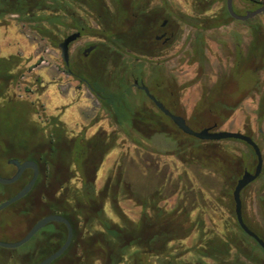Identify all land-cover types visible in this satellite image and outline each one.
I'll list each match as a JSON object with an SVG mask.
<instances>
[{
  "label": "rangeland",
  "instance_id": "374dc122",
  "mask_svg": "<svg viewBox=\"0 0 264 264\" xmlns=\"http://www.w3.org/2000/svg\"><path fill=\"white\" fill-rule=\"evenodd\" d=\"M259 1L264 3V0ZM161 2L162 0H153V5H159ZM167 2L176 11L193 14L192 0H167ZM222 5L223 3H216L210 14H217ZM234 8L240 15L256 9L244 3L243 0H234ZM210 25L211 23L208 26ZM255 29L260 30L259 34L254 33ZM180 30H182L181 33ZM262 31H264V14L247 22L232 21L220 28L209 30L208 63L201 66L190 57L193 28L175 27L174 32L179 36L177 41L161 49L153 57H140L138 60L144 71L143 81L150 86L153 76L163 77L165 85L169 87L172 94L171 100L166 101L162 91L150 86L153 90L152 94L172 114L178 113V116L184 117L192 130L199 132L214 127L213 123L221 122L216 130L239 132L250 136L260 146L264 157V120L259 123L257 114L259 95L251 93L257 72L261 81L264 82V54L262 49H256L258 43L262 46L264 40ZM73 33L75 32L71 31L68 35ZM66 37L61 38L60 43ZM97 42L96 38L83 36L72 44L70 62L82 65V72L78 74H91L89 70L92 68L104 69L105 66L99 63L98 58L88 57L94 49V46L90 45ZM237 46L240 47L243 56L236 51ZM250 47L252 48L248 53ZM85 51L86 54H84ZM13 55L20 57L21 63L13 71L16 79L9 86L5 96L0 99V107L14 104L18 105L19 110L0 112L1 176L9 178L15 173V169L8 164V160L25 161L28 152L39 151L42 146H45L40 141L41 128L47 135L63 124L68 146H72L77 137L84 136L87 140L93 139L97 148L106 144L107 134L111 136L117 130L115 142L109 143L111 147L98 167L96 176L98 193L105 189L110 178L113 182L118 179L121 167H124L125 172L129 169L132 173L146 178L154 173L161 175L165 185L160 195L159 206L173 210L179 205L185 206L191 198L197 209L192 213L190 222L198 223L201 217L207 229L219 233L232 228L235 218L226 208L229 201L220 194L224 182L213 178L208 183L209 189H207L175 155L174 149L177 143L181 142L183 132L180 133L170 118L164 117L159 125L148 127L143 136H138L133 131H131V137L127 136L121 128L109 125L107 115L103 112L98 118L100 122L93 126L87 119L91 115L84 113V110L88 112L92 110L91 113H93V109H82L80 107L82 103H76L80 98L82 99L83 93L76 92L79 83L67 74L59 46L55 47L48 40L40 38L27 25L20 23L17 16L7 17L0 23V58ZM155 67L161 68L160 74L155 73ZM110 69L112 65L109 66ZM159 81L161 83V78ZM131 88L133 102L141 104L151 114L159 113L140 91ZM163 90L167 91V89ZM236 105V109L230 114ZM77 111L81 113V116L77 115ZM53 118H56V121ZM160 130L177 137L173 140L157 136ZM36 132H38L36 138L33 139L31 134L34 135ZM220 142L225 144L231 153L246 157V170L255 171L257 158L249 145L237 140ZM181 143L185 144V142ZM24 144H27V147ZM76 161L74 153L61 154L60 162L63 165L71 164L69 186L80 189L82 181L80 174H77ZM262 173L257 181L243 190L242 202L243 212L251 229L264 235V170ZM142 184V182L139 184L140 188L145 186ZM22 186V183L15 186L0 184V205L12 198ZM201 192L202 200H200ZM38 195L34 193L28 200L19 201L0 211V241L18 242L39 220L37 218L42 208ZM141 204L140 195L135 197L128 193L118 199L108 198L104 210L106 216L115 223H121L124 217L138 222L143 210ZM93 228L97 229V226L94 225ZM86 229L89 230V227ZM57 230L63 231L55 229L45 232L20 248L0 247V264L39 263L41 260H36L37 257L51 248V244L43 241L42 238L47 237L53 240ZM198 237L199 232L196 231L189 238L172 244L173 251L184 252L194 248L199 243ZM252 245L256 247L255 242H252ZM190 254H186L185 258H189ZM256 256H263L261 249L256 248ZM57 264L73 263L62 261Z\"/></svg>",
  "mask_w": 264,
  "mask_h": 264
},
{
  "label": "trees",
  "instance_id": "16d2710c",
  "mask_svg": "<svg viewBox=\"0 0 264 264\" xmlns=\"http://www.w3.org/2000/svg\"><path fill=\"white\" fill-rule=\"evenodd\" d=\"M243 1L256 8L263 3L259 0ZM216 3L223 5L217 14L211 15ZM192 11V15L176 11L167 0H162L159 5H153V0H0V23L7 17L17 16L20 23L27 25L36 35L55 47L71 31L80 32L81 37L96 38L98 42L90 45L94 49L88 57L98 58L99 63L106 68L89 70L96 79L92 87L103 99L112 101L114 115L120 121L122 131L131 137V131L143 136L148 129L147 123L151 121L156 126L166 117L161 112L151 114L131 98L133 80L144 79L142 64L138 62L140 57L155 56L161 49L179 39L174 32L175 27L189 26L193 28L190 57L192 61L205 66L208 63V31L235 21L227 11L226 0H192ZM165 22L166 25H163ZM259 32V29L254 30L255 34ZM162 34L166 35V43L157 41ZM251 48H248V53ZM256 49H262L264 54V40L262 46L258 43ZM236 51L243 56L239 46ZM20 63L21 58L15 55L0 58V99L16 79L13 71ZM76 65L73 72H82L81 63ZM110 65L112 69L109 70ZM155 73L160 74L161 68L155 67ZM254 82L251 93L259 95L257 114L259 123H262L264 84L258 72ZM150 83L151 87L162 91L166 101L171 100L172 94L163 77L153 76ZM236 107L237 105L232 108L230 114ZM9 110L17 112L18 105L0 107V112ZM53 120L56 121V118ZM220 124L221 122H216L213 126L216 128ZM63 128L64 125L61 124V127L54 128L47 135L44 129L39 130L40 141L45 146L39 151L28 152L26 160H34L38 164L40 176L30 194L21 200L26 201L34 193H38L42 209L37 219L58 214L71 223L74 230L73 241L53 264L62 261L73 264H264V251L258 244L256 247L252 245L254 240L241 229L234 213L233 193L236 181L247 168L246 157L231 153L222 142L201 141L180 131L184 139L181 142L185 144L177 143L175 155L207 189L213 178L224 182L220 194L229 201L226 208L235 218V223L231 229L219 233L207 229L201 217L198 223L189 221L197 209L191 198L185 206L179 205L173 210L159 206L160 195L165 187L161 175L153 173L146 178L129 169L125 172L124 167H121L118 179L113 182L110 178L105 189L98 193L96 172L111 145L105 144L97 148L93 139L86 140L84 136H79L74 139L72 146H68ZM37 133H30L31 137L35 139ZM156 135L173 140L177 137L163 130ZM24 145L27 147V144ZM62 153L76 155V167L82 181L80 189L69 186L71 164L63 165L60 162ZM29 178L28 174L21 178L19 183L23 184L22 187L28 183ZM141 182L145 185L143 188L139 187ZM128 193L135 197L141 196V218L138 222H133L124 217L121 223H115L106 216L105 202L108 198L118 199ZM202 199L201 192L200 200ZM244 221L251 229L245 217ZM94 225L97 229L93 228ZM196 231L199 232V243L194 248L184 252L176 249L173 251L172 244L189 238ZM66 236L65 231L57 230L53 240L43 237L42 240L48 241L51 248L36 260H44L56 252L58 246L65 242ZM261 238L264 241V235ZM256 248L261 249L263 256H256ZM189 253L190 257L185 258Z\"/></svg>",
  "mask_w": 264,
  "mask_h": 264
},
{
  "label": "water",
  "instance_id": "95a60500",
  "mask_svg": "<svg viewBox=\"0 0 264 264\" xmlns=\"http://www.w3.org/2000/svg\"><path fill=\"white\" fill-rule=\"evenodd\" d=\"M226 7L229 15L232 19L239 22H247L261 14H264V3L258 8L253 11H248L245 15H240L235 11L234 8V0H226ZM165 25V23L163 24ZM81 38L80 32H75L73 34L68 35L60 44L59 48L61 50V57L63 62L65 63L66 67L70 66V48L72 44L77 42ZM158 40L161 37L157 38ZM167 41V40H166ZM93 49V48H91ZM90 49V50H91ZM89 50V51H90ZM135 87H139L138 83H135ZM146 94V96L154 103V105L168 118L172 120V122L176 125V127L182 131L184 134L188 136H192L197 138L201 141H213V142H220L226 140H237L246 143L249 145L253 150L257 158V165L254 172H250L245 170L242 177L238 180L236 188L233 193V198L235 202V214L238 221L239 226L241 229L251 238H253L263 249H264V241L254 233L245 223L243 218V204L241 194L242 191L247 188L249 185L257 181L263 172V154L259 147V145L255 142L253 138L248 135L239 132H230V131H218L215 127L206 128L199 132L192 130L184 117L172 114L149 90L147 86L140 87ZM10 164L16 166L17 172L13 177L5 178L0 175V184L1 185H12L16 183L24 174L26 170H32L33 176L31 180L12 198L7 200L6 202L0 205V211L4 210L5 208L21 201L30 192L33 190L39 175L40 170L38 164L34 160H25L23 162L19 161L18 159H12L9 162ZM51 223H62L67 227V238L64 245L42 260L37 264H52L56 260H58L69 248L73 241L74 231L71 223L69 220L61 215L52 214L45 216L41 220H39L29 231L28 233L18 242L15 243H5L0 241V247L5 249H16L24 246L28 242H30L42 229L48 226Z\"/></svg>",
  "mask_w": 264,
  "mask_h": 264
},
{
  "label": "flooded vegetation",
  "instance_id": "af4514ba",
  "mask_svg": "<svg viewBox=\"0 0 264 264\" xmlns=\"http://www.w3.org/2000/svg\"><path fill=\"white\" fill-rule=\"evenodd\" d=\"M161 39L160 40H158L157 39V41H163L164 43H166L167 41V38H166V35L165 34H162L161 36ZM84 54H86V51L84 52ZM77 65L75 64V63H73V62H70V66L69 67H66V69H67V74L69 75V76H71L72 78H74L78 83H79V86H78V89L76 90V92H78V91H81L82 93H83V97H82V99L80 98V100L78 101V102H76L77 104L78 103H82V104H80L81 106V108L82 109H93V113H91L92 112V110L90 111V112H88L87 110H84V113H86V114H90L91 115V117H87V119H89V122L93 125V126H96L100 121H99V115L101 114V112H103L104 114H106L107 115V122H108V124L109 125H112V126H115V127H117V128H121V125H120V121L115 117V115H114V111H113V108H114V105H113V103H111L112 101H109V100H106V99H103L98 93H96L95 92V90H94V88L92 87V84H94V83H96V79L94 78V76L93 75H91V74H83V75H81V74H78V73H75V72H73V69H75V67H76ZM93 76V77H92ZM260 80H261V77H260ZM138 83V85H139V87H135V83ZM263 84H264V82H263ZM131 86L134 88V89H136V90H138V91H140L142 94H143V96L144 97H146L153 105H154V103L146 96V94H145V92L140 88V87H142V86H147L148 88H149V90H150V92L152 93V89L150 88V86L149 85H147L143 80H133V83L131 84ZM103 101L104 102H108L109 104L108 105H106V104H104L103 103ZM84 103H86V104H84ZM97 105V106H96ZM73 107V106H72ZM95 107V108H94ZM154 107L159 111V112H161L155 105H154ZM162 113V112H161ZM163 114V113H162ZM77 115H79V116H81V113L79 112V111H77ZM164 115V114H163ZM82 116H83V113H82ZM167 117V116H166ZM125 125H127V126H133V124H125ZM152 126V124H151V121L149 122V123H147L146 124V127H151ZM118 133V131L116 130L111 136L109 135V134H107V136H106V138H107V140H106V144H109L111 141H112V143H114L115 142V138H116V134ZM86 139V138H85ZM87 140V139H86ZM260 147V146H259ZM261 149V148H260ZM262 151V150H261ZM263 159H264V157H263ZM10 160H12V159H10ZM10 160H8V164L11 166V167H13L14 169H15V173L13 174V175H11L10 177H13L15 174H16V172H17V168H16V166H14V165H12V164H10L9 162H10ZM19 161H21V162H23L22 160H20V159H18ZM103 160V159H102ZM264 164V163H263ZM70 170H71V168L69 169V172H70ZM264 170V169H263ZM97 172H98V170H97ZM97 172H96V176H97ZM25 174H31V177L29 178L30 180H31V178H32V176H33V172H32V170H26L25 172H24V174L22 175V177L25 175ZM77 174H80L79 173V171H77ZM263 174V173H262ZM40 176V175H39ZM21 177V178H22ZM21 178L16 182V183H14V184H12V185H8V186H15L16 184H18L19 182H20V180H21ZM29 180V181H30ZM28 181V182H29ZM23 188V187H22ZM21 188V189H22ZM20 191V190H19ZM18 191V192H19ZM17 192V193H18ZM243 192V191H242ZM16 193V194H17ZM15 194V195H16ZM241 198H242V194H241ZM242 204H243V202H242ZM244 213V212H243ZM244 217H245V215H244ZM243 217V218H244ZM246 219V218H245ZM41 220V219H40ZM39 221V220H38ZM37 221V222H38ZM247 221V220H246ZM36 222V223H37ZM35 223V224H36ZM34 224V225H35ZM33 225V226H34ZM32 226V227H33ZM31 227V228H32ZM55 229H62L63 231H65L66 233H67V227L64 225V224H62V223H51V224H49L48 226H46L44 229H42L33 239H35L38 235H40V234H44L45 232H48V231H53V230H55ZM74 231V230H73ZM253 231V230H252ZM254 232V231H253ZM254 233H256L257 234V232H254ZM260 238H261V235L260 234H257ZM66 238H67V236H66ZM251 238V237H250ZM253 239V238H252ZM262 239V238H261ZM254 240V239H253ZM263 240V239H262ZM65 242H66V240H65ZM65 242H63L62 244H60L59 246H58V248H57V250H59L63 245H64V243ZM254 242L256 243V244H258L255 240H254ZM259 245V244H258ZM260 246V245H259ZM260 248L264 251V249L260 246ZM67 251V250H66ZM42 261V260H41ZM40 261V262H41ZM53 264V263H52Z\"/></svg>",
  "mask_w": 264,
  "mask_h": 264
}]
</instances>
